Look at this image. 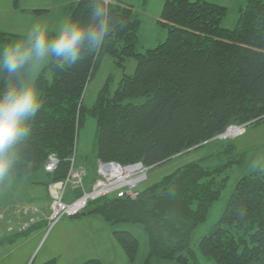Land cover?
<instances>
[{"label":"trees","instance_id":"16d2710c","mask_svg":"<svg viewBox=\"0 0 264 264\" xmlns=\"http://www.w3.org/2000/svg\"><path fill=\"white\" fill-rule=\"evenodd\" d=\"M12 1L18 8L20 0ZM92 2L97 0L72 3L69 20L88 18ZM106 6L125 26L106 40L99 54H88L63 71L50 62L39 76L43 106L32 122L31 139L18 146L22 159L16 175L44 170L52 176V184L65 182L72 160L76 162L79 133L87 117L96 121L100 162L143 163L150 168L220 143L227 138L219 137L232 126L264 121V0H246L233 29L222 26L228 9L220 4L163 0L158 24L167 30V39L143 54L137 51L141 20L134 8L121 0H107ZM20 39L16 34H2L0 49ZM105 55L120 66L135 58L137 69L123 78L113 96L106 85L95 105L87 109L84 93ZM49 71L51 80L46 77ZM3 88L4 81L0 92ZM138 98L146 100L132 102ZM221 147L209 157L234 150L232 145ZM51 155L59 165L48 173L45 166ZM244 163L243 156L229 157L213 168L190 163L140 189L135 200L107 196L91 201L80 214H97L110 225L141 224L150 258L194 264L192 236L220 199L227 171ZM113 234L134 262L139 251L136 238L125 231ZM199 250L216 264H264V171L237 182L227 208L201 240ZM82 264L101 263L91 259Z\"/></svg>","mask_w":264,"mask_h":264},{"label":"rangeland","instance_id":"374dc122","mask_svg":"<svg viewBox=\"0 0 264 264\" xmlns=\"http://www.w3.org/2000/svg\"><path fill=\"white\" fill-rule=\"evenodd\" d=\"M76 1L20 0L19 7L15 8L12 0H0V35L16 34L24 38L35 24H41L50 35H54L61 23L69 21L67 10ZM121 1L132 6L141 20L137 42L138 53L143 54L165 42L167 30L158 24L163 0ZM206 1L220 4L228 9L222 23V26L227 29L236 27L240 15L239 9L245 7L246 4V0ZM36 11L43 12L37 13ZM136 69L137 60L135 58L126 59L120 66L114 62L111 56L105 55L96 76L86 88L83 98L84 107L91 109L106 85H108L110 96H113L119 89L123 78L134 75ZM41 74L42 72L39 76ZM46 77L51 80L50 71ZM3 81L4 74L0 73V84ZM145 100V98H138L133 99L132 102L141 104ZM242 128H244V132L241 135L221 139L220 143L208 145L198 151L176 157L164 165L151 168L147 181L139 187L140 190L155 185L164 177L190 163L200 162L204 166L213 168L228 162L229 157L233 159L244 157L243 165H234L227 171L226 187L220 199L212 204L205 223L192 236L190 246L194 250L196 258L192 261L194 264H216L213 259L200 252L201 240L212 232L220 220L234 193L237 182L244 176L264 171V121L248 124ZM96 132V121L87 117L79 133L76 151V169L83 167L87 171V176L84 179V187L87 192L91 190L98 178L99 159ZM222 145H232L233 152L229 155L221 153L209 157L216 154L219 148L221 150ZM215 147L218 148L215 149ZM53 182L51 175L40 170L31 176L15 175L10 185H0V213L5 214L7 211L5 217L0 220V264H23L27 259H30L29 264H38L40 259L43 262L45 258L48 261L56 258L55 264H82V262L91 260L90 258H96L101 264H180L149 257V240L143 225L135 223L110 225L101 216H97L96 219L102 221L103 225L106 224L104 228L97 230L101 226L95 221L91 226L88 225L89 230L95 232L96 236H92L86 229L81 230L80 223L76 222L84 217L83 213L73 217L64 216L52 229H50L49 223V227L45 223H40L26 232H9V219L20 215L21 210L27 206L36 207L40 217L42 213L45 215L49 212L52 202L49 187ZM81 193L83 195L80 188H77L72 182L68 183L65 189V202L73 203L80 198ZM37 195L38 198H35ZM40 217L39 221L42 220ZM97 231L99 232L97 233ZM114 231L129 232L138 241L139 251L134 262L128 259L122 246L115 240ZM26 238L27 240L22 246L18 247L20 242ZM9 246L13 251L9 250ZM8 251L9 253H7ZM35 261L36 263H34Z\"/></svg>","mask_w":264,"mask_h":264},{"label":"clouds","instance_id":"9594fccd","mask_svg":"<svg viewBox=\"0 0 264 264\" xmlns=\"http://www.w3.org/2000/svg\"><path fill=\"white\" fill-rule=\"evenodd\" d=\"M106 4L92 2L88 18L63 22L54 35L35 24L25 38L0 49V185H10L21 170L18 146L31 139L32 122L43 106L39 74L50 62L63 71L88 54L98 55L106 40L125 26Z\"/></svg>","mask_w":264,"mask_h":264},{"label":"built area","instance_id":"2783aa9c","mask_svg":"<svg viewBox=\"0 0 264 264\" xmlns=\"http://www.w3.org/2000/svg\"><path fill=\"white\" fill-rule=\"evenodd\" d=\"M242 127H230L228 131L233 129L239 133L229 137L241 135L244 132V128ZM58 165L59 160L53 155L49 158L45 170L48 173L54 172ZM76 168L77 165L75 159H73L67 180L65 182L54 183L50 186L52 196L50 206V229L62 217L66 215L75 216L83 212L91 201H96L107 196L135 200L140 195L139 187L147 181L148 173L151 169L150 167L144 166L143 163L122 166L117 163L99 162L98 179L95 181L91 190L87 192L84 187V179L87 176V171L83 167H81V169ZM70 182L77 188H80L83 195L73 203L68 204L65 202V189ZM39 217V210L36 207L27 206L21 210L19 222L10 224L8 231L19 233L26 232L39 223Z\"/></svg>","mask_w":264,"mask_h":264},{"label":"crops","instance_id":"0c3cea01","mask_svg":"<svg viewBox=\"0 0 264 264\" xmlns=\"http://www.w3.org/2000/svg\"><path fill=\"white\" fill-rule=\"evenodd\" d=\"M212 3H213V2H212ZM35 198H38V195H37V197L35 196ZM5 211H6V210H5ZM6 213H7V211H6ZM6 213H5V214H4L3 212L0 213V220L3 219V218L5 217ZM15 214H16V213H15ZM87 215H88V216H87ZM49 216H50V208H49V212H48L47 214L44 215V213H42V216H41L42 220L39 221V224H40V223H45V224H47V226H48ZM97 216H99V215H97V214H86V215H85V214H84V217H82L81 219H78L76 222H77V223H80L81 230L86 229L87 231H90L88 225L91 226V225L93 224V223H92L93 221L97 222V224H99V225L101 226V227H98L97 230H98L99 228H104V226H105L106 224L103 225L102 221H99V219H96ZM19 220H20L19 215H17V216L14 217V219H11V218H10L9 221H8V223H10V224L18 223ZM55 225H56V224H55ZM55 225H54L52 228H54ZM52 228H51V229H52ZM93 229H94V228H93ZM98 232H99V231H97V233H98ZM90 233L92 234V236H96V233H95V232L93 233V231H90ZM26 240H27V238H26V239H23V240L20 242V244L18 245V247L22 246V244H23ZM8 248H9V250L13 251V249H12L11 246H9ZM7 253H9V251H8ZM90 259H96V258H90ZM51 260H56V258H53V259H51ZM51 260H50V261H51ZM29 261H30V259L24 260V263H23V264H29ZM47 262H49L47 258H45V261H43V262H42V259H40V261L38 262V264H45V263H47ZM34 263H36V261H35ZM82 263H83V262H82Z\"/></svg>","mask_w":264,"mask_h":264},{"label":"bare ground","instance_id":"6f19581e","mask_svg":"<svg viewBox=\"0 0 264 264\" xmlns=\"http://www.w3.org/2000/svg\"><path fill=\"white\" fill-rule=\"evenodd\" d=\"M237 133H239L238 131H236V130H233V129H231L230 131H228L227 133H226V137H229V136H233V135H236Z\"/></svg>","mask_w":264,"mask_h":264},{"label":"water","instance_id":"95a60500","mask_svg":"<svg viewBox=\"0 0 264 264\" xmlns=\"http://www.w3.org/2000/svg\"><path fill=\"white\" fill-rule=\"evenodd\" d=\"M225 135H226V133L224 135L220 136L219 138H224V137H226Z\"/></svg>","mask_w":264,"mask_h":264}]
</instances>
